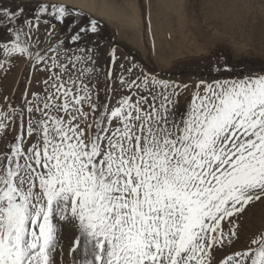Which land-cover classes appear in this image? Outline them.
Here are the masks:
<instances>
[{
	"label": "snow or ice",
	"instance_id": "6c2138e0",
	"mask_svg": "<svg viewBox=\"0 0 264 264\" xmlns=\"http://www.w3.org/2000/svg\"><path fill=\"white\" fill-rule=\"evenodd\" d=\"M99 31L57 0L0 2V70L45 74L43 95L0 110V264H264V230L234 247L236 219L264 201V68L178 83L128 57L117 73L112 46V105L91 79Z\"/></svg>",
	"mask_w": 264,
	"mask_h": 264
},
{
	"label": "rangeland",
	"instance_id": "374dc122",
	"mask_svg": "<svg viewBox=\"0 0 264 264\" xmlns=\"http://www.w3.org/2000/svg\"><path fill=\"white\" fill-rule=\"evenodd\" d=\"M0 2L5 6H12L20 3L21 0H0ZM102 5L104 6L102 9L107 6ZM152 5L157 8L160 5L167 15L136 19L135 14L131 13L132 17L120 18L122 21L114 20L124 26L125 31L127 26L135 28L136 22L139 21L140 34L137 36L130 34L120 36L103 20L70 6L74 12H82L85 17L94 18L100 22L98 35L92 36L91 39L97 41L99 37L100 41L103 40L107 44V60L105 63L95 60L98 71L92 75L91 79L93 83L98 84L101 102L110 100L111 104L115 105L122 94L115 84L110 97L104 90L106 70L110 65L108 51L112 46L116 47L120 58L115 68L117 73L120 72V62H124L125 67L130 66L124 60L128 57L132 63L155 74L158 78L178 83H195L201 79L211 81L218 75L216 67L225 63L232 67L233 74L264 68V0H162L158 4L157 2L150 4L151 7ZM139 6L145 13L146 4L140 2ZM90 9L100 12L101 7L98 10L93 7ZM71 20L72 17H68L63 28L57 25L60 30L59 38H64L75 30V25L70 23ZM40 39L43 41L44 48L55 42V39L52 41L45 39L43 24L40 27ZM84 43L86 44L87 41ZM69 46L73 52H76V45ZM88 46L94 47L92 44ZM96 51L94 49L91 55ZM102 52H104L103 49ZM76 54L80 53L76 52ZM166 57L170 62L164 61ZM82 66L78 65V67ZM44 75V73L33 72L30 65L23 59L16 61L7 72L0 70V110L9 111L5 97H7V103L13 107H21L22 93L26 88L30 92H40L43 95V85L38 81L43 79ZM31 98L29 96V99ZM188 98L189 95L185 92L180 98L181 103L183 104ZM15 128L19 130L18 118ZM9 132L15 135L11 127ZM235 223L239 226L240 241L234 247L240 248L247 237L264 230V201L250 204ZM227 227L228 225H225L226 229ZM61 242L67 255L70 242L68 233H63Z\"/></svg>",
	"mask_w": 264,
	"mask_h": 264
},
{
	"label": "crops",
	"instance_id": "0c3cea01",
	"mask_svg": "<svg viewBox=\"0 0 264 264\" xmlns=\"http://www.w3.org/2000/svg\"><path fill=\"white\" fill-rule=\"evenodd\" d=\"M161 1L162 0H94L93 2L95 3V6H92V7L95 10H98L100 7L102 9V7H104L102 4L107 5L112 10H110V12L105 11V10H103L104 12L103 11L102 12L92 11L91 12V10L89 11V9L83 10V11L87 12L88 14H90L91 16H93L95 18L104 20V22L109 24L117 32V34L120 36H123L126 34L137 36L138 34H140V23H139V21L136 22L137 26L135 28H133L132 26H127V30L125 31L124 26L119 25L116 21H114L115 18H117L118 16H119V18L132 17L131 13H132V15L135 14L136 19L143 18V17H148V18L165 17L167 14L165 13L164 8H162L160 5H158V8L154 7L153 5H152L153 7L150 6V4H152V3L157 2V4H158ZM140 2H143L146 4L145 13H144L143 9H140V6H139ZM113 12H115L119 15L116 16L114 19H111V15H113L112 14ZM108 19H110L111 21H108ZM118 21H122V20L120 19ZM84 42H82L80 44V47H83L85 45ZM96 42L100 46L98 48L94 47V49H96L97 51L95 52V54L92 55V57L94 60L98 59L99 61H102L103 63H105L107 60V52H106L107 44L103 40L100 41L99 37H98ZM88 45H91V44H88ZM102 49L104 50V52H102ZM98 50H100V51L98 52ZM76 52H78L77 49H76ZM166 59H167V57L164 59V61L170 62L169 58L167 60Z\"/></svg>",
	"mask_w": 264,
	"mask_h": 264
},
{
	"label": "bare ground",
	"instance_id": "6f19581e",
	"mask_svg": "<svg viewBox=\"0 0 264 264\" xmlns=\"http://www.w3.org/2000/svg\"><path fill=\"white\" fill-rule=\"evenodd\" d=\"M92 1H94V0H57V2H59V3H64V4H67L68 6H71V7H74V8H79V9H82V10H88L89 9V11L91 10L90 7L95 6V3H93ZM103 10L110 12V10H112V9H110V7L106 6L105 8L101 9L100 12H102ZM91 12H92V10H91ZM112 14L114 16L111 15V19H114L116 16L119 15V14H116V13L114 14V12ZM115 19L120 20L119 16L117 18H115ZM108 21H111V20L108 19Z\"/></svg>",
	"mask_w": 264,
	"mask_h": 264
}]
</instances>
